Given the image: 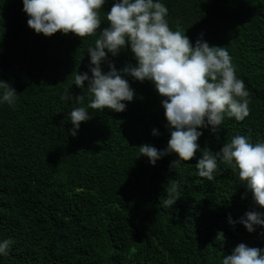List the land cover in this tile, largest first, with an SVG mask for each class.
I'll return each mask as SVG.
<instances>
[{
    "label": "trees",
    "instance_id": "trees-1",
    "mask_svg": "<svg viewBox=\"0 0 264 264\" xmlns=\"http://www.w3.org/2000/svg\"><path fill=\"white\" fill-rule=\"evenodd\" d=\"M161 2L169 27L193 45L202 34L225 47L249 92V116L225 118L217 134L203 129L194 158L174 168L175 154L152 166L138 149L162 150L170 138L162 98L148 81L129 77L134 99L125 111L88 109L91 118L69 135L73 105L60 97L84 95L87 106L74 77L88 71L99 29L45 37L28 27L22 0H0V80L18 95L14 108L0 105V240L13 241L0 264H220L240 243L264 249V229L249 233L238 223L264 211L238 173L218 162L209 182L195 169L205 148L219 151L234 135L264 141V0ZM112 4L99 13L101 28ZM108 60L118 71L135 65L127 50ZM174 183L178 199L164 206Z\"/></svg>",
    "mask_w": 264,
    "mask_h": 264
},
{
    "label": "clouds",
    "instance_id": "clouds-1",
    "mask_svg": "<svg viewBox=\"0 0 264 264\" xmlns=\"http://www.w3.org/2000/svg\"><path fill=\"white\" fill-rule=\"evenodd\" d=\"M105 3L106 0H22L27 25L36 34L51 37L57 32L71 33L83 38L95 35L99 29L94 46L87 49L88 71L74 77V85L89 97L87 106H81L84 95L72 96L66 91L60 97L73 105L68 114L72 125L69 135L75 136L81 123L91 118L88 109L125 111L126 104L134 99L129 77L141 83L151 82L162 98L170 132L167 147H138L152 166L169 154L178 157L171 163L173 168L192 160L203 129L217 134L225 118L239 122L249 116V92L236 76L225 47L210 46L202 34L193 45L179 27L171 29L168 9L161 0H113L106 13L107 27L101 28L99 13ZM123 50L130 51L135 65L126 64L118 71L108 56L117 57ZM105 63L107 72L101 67ZM17 96L9 84L0 80V105L14 108ZM152 135L158 132L153 129ZM218 162L238 173L255 206L264 209V141L253 143L249 135L237 134L219 151L205 148L195 164L196 175L212 182ZM175 192L174 183L164 206L175 204ZM227 222L232 226L237 223L231 217ZM238 223L249 233L264 229V211L246 212ZM217 239H223L221 232ZM12 244L11 239L0 240V257L9 254ZM220 264H264V249L240 243L231 255L222 257Z\"/></svg>",
    "mask_w": 264,
    "mask_h": 264
}]
</instances>
